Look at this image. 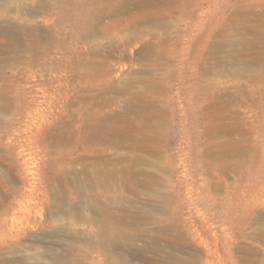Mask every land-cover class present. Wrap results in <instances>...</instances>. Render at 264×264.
<instances>
[{"label":"rangeland","instance_id":"rangeland-1","mask_svg":"<svg viewBox=\"0 0 264 264\" xmlns=\"http://www.w3.org/2000/svg\"><path fill=\"white\" fill-rule=\"evenodd\" d=\"M0 96V264H264V0H0Z\"/></svg>","mask_w":264,"mask_h":264},{"label":"bare ground","instance_id":"bare-ground-1","mask_svg":"<svg viewBox=\"0 0 264 264\" xmlns=\"http://www.w3.org/2000/svg\"><path fill=\"white\" fill-rule=\"evenodd\" d=\"M6 31L8 32H14V33H17V32H20L21 31V28L19 26H16V25H9L7 28H5ZM1 98V96H0ZM129 107V105L127 106ZM132 107V106H130ZM104 129L103 128H100V127H96L95 129H93L92 131H90L91 133V141L93 144H103V142H107L108 141V137L105 133V131H103ZM137 140H140V137L139 139ZM102 146V145H101ZM102 151L104 149H101ZM3 155L1 154L0 155V169H3L5 168L4 171H9L11 172V169L10 167L4 162L5 160L2 159ZM5 157V156H4ZM6 159V158H5ZM93 167H92V177L90 179V182L87 184L89 187H98V188H101L103 190H105L106 192L107 191H111L117 187L116 185V179L119 177L122 181V187H125L129 190H136V185L137 187H144L145 189H149L150 186L148 184V182L142 180V179H139L137 177V173L134 171V170H131L130 167H131V164L129 163H126L124 164L122 167L120 168H114V167H109L106 160L105 161H101V162H98L96 161L95 163L92 164ZM4 174V173H3ZM81 183H83V185L85 186L86 183L84 181H81ZM120 187V186H119ZM122 195V194H121ZM2 196V195H1ZM119 196L117 195V198ZM116 199V198H115ZM105 201V200H104ZM121 201V199H119L117 202ZM123 202V201H122ZM104 205V204H103ZM110 208V207H109ZM109 208L106 206V207H101V213H103V215L107 214L108 215V211H109ZM114 215V214H112ZM116 218V217H115ZM41 219V218H40ZM90 222L91 223H95L96 224V220L94 221L93 219H90ZM111 222L109 221L108 217H102L99 219L98 221V225H97V228L99 229V233H101V235H103L104 237V240L103 241H106L105 243L104 242H101L100 244L102 245H105V247H107V249H109L110 251H118V250H122L120 245L118 244L117 241L111 239L113 238L114 235V228L112 226H110ZM113 223V222H112ZM121 223V222H120ZM98 233V232H97ZM52 235V234H51ZM100 235V234H99ZM53 236V235H52ZM100 242V241H99ZM9 247V246H8ZM17 247V246H16ZM23 248V246H21ZM26 247V246H25ZM29 247V246H28ZM27 247V248H28ZM33 247V246H32ZM74 247V245H73ZM20 248V247H19ZM21 248V249H22ZM30 248V247H29ZM34 248V247H33ZM11 249V248H10ZM20 249V250H21ZM25 249V248H24ZM32 249V248H31ZM36 249V248H35ZM74 248H72V246H68V247H65V249L63 250V253L60 255V254H56L54 252H51L50 254V262L48 264H62L65 256H68L69 254H71V252L73 251ZM6 250V248H5ZM9 250V249H8ZM7 250V251H8ZM17 250V249H16ZM27 250V249H26ZM24 250V251H26ZM33 250V249H32ZM49 250V249H48ZM11 251V250H10ZM9 251V252H10ZM30 251V250H29ZM39 251V249L37 250ZM124 251V250H123ZM8 252V253H9ZM32 252V251H31ZM35 252V251H34ZM4 253V251H3ZM36 253V252H35ZM22 254V253H21ZM8 255V254H7ZM10 255V254H9ZM14 255V254H13ZM18 255V254H17ZM37 255V254H36ZM38 256V255H37ZM36 256V257H37ZM40 257V256H38ZM37 258H33L32 255H30V253H25L22 254V256H20L18 258V261L20 262V264H44L43 262H40L41 260L37 261L36 259ZM66 259V258H65ZM73 259V258H72ZM77 259V258H76ZM105 260V259H104ZM67 261V260H66ZM153 261V260H151ZM73 262L75 264H77V262L73 259ZM156 262V261H155ZM153 262V263H155ZM128 264L127 261H125L123 259V256L122 257H118L116 259H112L110 261H106L105 264ZM70 264V263H69ZM82 264V263H81Z\"/></svg>","mask_w":264,"mask_h":264}]
</instances>
